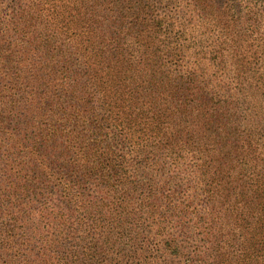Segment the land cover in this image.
<instances>
[{"label":"rangeland","instance_id":"rangeland-1","mask_svg":"<svg viewBox=\"0 0 264 264\" xmlns=\"http://www.w3.org/2000/svg\"><path fill=\"white\" fill-rule=\"evenodd\" d=\"M0 1L1 12H9L8 1ZM141 1L124 9L125 47L132 46L134 13L141 15L146 6L143 17L149 12L156 21L146 29L152 37L151 59L162 62L165 75L169 73L175 83L190 77L188 90L181 97L170 90L174 83L162 95L152 89L141 92L138 85L150 83L154 68L144 67V58L137 54L136 69L125 67L121 77L131 86L129 91L122 84L111 89L112 94L117 91L115 99H122V117L148 116L157 130L144 150L139 148L147 145V141L141 144L142 138L137 145L135 139L114 145L127 160L129 182L107 171L95 156L99 152L92 157L72 156L57 168L46 161L50 169L55 167L52 178L51 170L10 140L13 132L25 138L28 131L21 125L18 132L15 124H9L12 132L0 136L4 137L0 140V201L9 210L12 224L9 231H0V241L17 243L3 253L8 261L16 262L18 249L31 255L33 233L51 234L42 237L62 242L73 239L75 249L77 243L83 245L78 238L85 229L95 235L91 238L95 243L108 230L115 238L124 234L116 250L126 254L125 264L137 263L148 253L143 263L189 264L187 259L202 254L210 263L214 254L218 257V233H224L227 249L234 244L236 212L230 197L224 201L225 190L238 189L244 180L242 170L247 177L255 173L239 162L250 141L259 143L264 152V0ZM6 45L0 44V102L6 101L1 90L9 72L2 58ZM69 64L70 72L75 66ZM239 66L245 84L237 83ZM67 70L60 68L59 75L71 79ZM0 109L4 115L7 106L2 104ZM243 144L239 157L235 147ZM255 149L249 153L258 156ZM257 171L264 175L261 168ZM60 177L64 180H55ZM142 238L149 241L140 251L132 239ZM172 239L175 245L170 247L166 243ZM45 251L42 246L36 255L44 256ZM110 254L98 255L97 260L105 262Z\"/></svg>","mask_w":264,"mask_h":264},{"label":"trees","instance_id":"trees-1","mask_svg":"<svg viewBox=\"0 0 264 264\" xmlns=\"http://www.w3.org/2000/svg\"><path fill=\"white\" fill-rule=\"evenodd\" d=\"M7 1L10 11L3 14L0 9V44L7 43L2 49V58L9 69L2 79L6 80L3 83H7L1 87L6 101L0 102V108L5 104L7 109L4 115L0 114V136L12 132L9 124H15L14 130L18 132H21L22 125L23 130L28 131L25 138L21 133L13 132L10 140L13 145L25 149L26 156L35 163L51 170L52 178L55 167L50 169L46 161L57 168L61 166L60 162L72 156L92 157L93 152H99L94 155L102 159L103 167H108L107 171L120 177V181L125 179L129 182L125 177L129 168L127 160L119 155L117 151L120 149L114 145L121 146L134 139L137 145L142 138L141 144L147 141V145L139 148L144 150L149 147L157 130L148 116L140 117V122L136 117L124 119L125 109L120 104L122 99H115L117 91L112 94L111 89L115 84H122L129 91L131 86L121 76L128 65L136 69L135 54L144 58V67L154 68L150 70V83L138 85V89L142 88L141 92L152 89L162 95L165 87L175 83L169 73L165 75L164 64L151 59L154 53L152 37L146 29L153 28L156 21L149 12L143 17L146 6L141 15L134 13L132 46L126 48L121 36L126 17L124 9L127 4L134 8L135 4L143 3L141 0ZM69 63L75 66L70 72ZM60 68H67L71 79L61 77ZM237 78L238 84H245L241 66ZM189 80L190 77L176 82L170 90L178 91L183 97ZM259 146V143L255 145L250 141L243 156L241 150L244 144L235 147L236 154L242 156L239 159L242 166L248 171L255 170V173L247 177L246 171L242 170L241 179L244 180L238 189L225 190L224 201L230 197L232 210L236 212L233 226L237 232H232L234 244L227 249L224 233H218V257L212 252L214 258L208 263L209 258L202 254L195 260L187 259L189 264H264V175L257 171L259 168L264 171V152ZM251 148H258L255 149L259 152L258 156L249 153ZM57 155L61 158H54ZM70 166L65 163V167ZM33 180L36 181L37 177ZM55 180L63 181L64 178ZM9 214L0 201L2 232L12 228ZM53 229L57 231L58 226ZM44 235L33 233L29 245L32 247L31 255L18 249L15 263L8 261L3 253L13 250L17 243L0 241V264L128 263L126 254L116 250L124 234L120 233L115 238L114 233L108 230L95 243L91 240L95 235L85 229L78 238L84 240L83 245L77 243L75 249L73 239L62 242L57 238L45 239ZM142 239H132L140 251L149 241ZM174 241L172 239L166 244L173 247ZM42 246L46 250L44 256L36 255ZM51 252L56 253V257L51 256ZM110 252L106 263L97 260L98 255L104 258ZM149 254L143 260L149 259ZM141 260L139 257L134 264H153Z\"/></svg>","mask_w":264,"mask_h":264}]
</instances>
